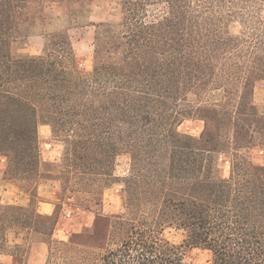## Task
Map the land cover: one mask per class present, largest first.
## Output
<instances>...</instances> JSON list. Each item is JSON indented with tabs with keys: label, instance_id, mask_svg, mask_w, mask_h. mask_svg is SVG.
Here are the masks:
<instances>
[{
	"label": "trees",
	"instance_id": "1",
	"mask_svg": "<svg viewBox=\"0 0 264 264\" xmlns=\"http://www.w3.org/2000/svg\"><path fill=\"white\" fill-rule=\"evenodd\" d=\"M92 1L0 0V156L4 177L30 195L27 205L0 198V256L21 264L27 245L46 242L44 264H193L190 247L208 250L212 264H264V162L251 156L264 148L254 102L264 81V0H117L120 22L96 24L87 72L69 29ZM56 20L65 27L52 28ZM35 35L45 39L41 54L15 51ZM187 119L204 121L199 136L179 130ZM41 123L64 145L61 163L45 172ZM122 154L131 166L119 180ZM57 178L61 202L41 213L38 184ZM116 179L124 209L109 216L103 197ZM64 201L95 216L91 228L58 239ZM168 228L184 230V241L169 240Z\"/></svg>",
	"mask_w": 264,
	"mask_h": 264
},
{
	"label": "rangeland",
	"instance_id": "2",
	"mask_svg": "<svg viewBox=\"0 0 264 264\" xmlns=\"http://www.w3.org/2000/svg\"><path fill=\"white\" fill-rule=\"evenodd\" d=\"M86 5L78 8H85ZM82 24L73 26L69 29V34L72 39L79 66L84 71H91L93 67L94 54V38L96 32V24L101 22L118 24L121 19V8L117 0H93L88 6L84 14H79ZM66 21L56 20L52 28L62 29L65 27ZM241 26L239 22H231L229 30L233 34L240 32ZM45 47V39L41 35L29 37L26 41L20 42L15 51L19 53L41 54ZM221 91H213L209 96L211 99L219 97ZM194 98V97H192ZM254 102L260 112H264V81H259L256 84L254 93ZM204 129V121L200 119H187L180 126L181 132L199 136ZM39 144L40 155L42 160L41 170H48L47 162L60 164L63 158L64 145L60 138L53 133L52 127L49 124L41 123L39 125ZM251 156L254 162L262 164L264 162V148L257 147L252 150ZM220 170L224 176H228L230 172V160L227 155H221L219 158ZM131 159L128 154H122L116 159L115 175L121 180L129 173ZM5 158L0 156V198L3 203H16L27 205L30 201V195L21 189L20 183L12 181L4 177ZM59 169L53 170V174L58 176ZM62 190V183L57 179L40 180L37 193L39 195V206L42 202L48 201L60 204L58 200V192ZM70 201V200H69ZM72 202V201H70ZM70 208L71 210H69ZM72 206H68V201H64L60 214V225L55 229L54 237L58 239H68L74 232H82L92 227L94 222V214L82 217L80 214H73ZM123 204V184L121 181H116L109 186L103 197L102 212L105 215H112L122 212ZM67 210L71 213L68 214ZM79 212V211H77ZM81 226H83L81 228ZM80 230H76L79 229ZM166 237L175 244H181L185 239L184 230L177 228H168L165 231ZM27 253L21 264H44L48 257V244L46 242H33L27 245ZM185 260L193 264H212L211 253L199 247L185 248ZM0 264H14V257L11 254H2L0 256Z\"/></svg>",
	"mask_w": 264,
	"mask_h": 264
},
{
	"label": "crops",
	"instance_id": "3",
	"mask_svg": "<svg viewBox=\"0 0 264 264\" xmlns=\"http://www.w3.org/2000/svg\"><path fill=\"white\" fill-rule=\"evenodd\" d=\"M54 210H55V205L52 202L45 201V202H42V204L39 206V211L41 213L52 214ZM82 227L83 226H81V228ZM81 228L76 229V230H80Z\"/></svg>",
	"mask_w": 264,
	"mask_h": 264
},
{
	"label": "built area",
	"instance_id": "4",
	"mask_svg": "<svg viewBox=\"0 0 264 264\" xmlns=\"http://www.w3.org/2000/svg\"><path fill=\"white\" fill-rule=\"evenodd\" d=\"M67 213L70 214L71 212L69 210H67Z\"/></svg>",
	"mask_w": 264,
	"mask_h": 264
}]
</instances>
